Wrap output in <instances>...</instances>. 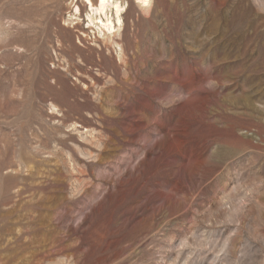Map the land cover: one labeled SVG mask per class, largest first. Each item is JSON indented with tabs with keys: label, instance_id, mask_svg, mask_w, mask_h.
Returning a JSON list of instances; mask_svg holds the SVG:
<instances>
[{
	"label": "rangeland",
	"instance_id": "374dc122",
	"mask_svg": "<svg viewBox=\"0 0 264 264\" xmlns=\"http://www.w3.org/2000/svg\"><path fill=\"white\" fill-rule=\"evenodd\" d=\"M75 1L0 0V264H264V0Z\"/></svg>",
	"mask_w": 264,
	"mask_h": 264
},
{
	"label": "bare ground",
	"instance_id": "6f19581e",
	"mask_svg": "<svg viewBox=\"0 0 264 264\" xmlns=\"http://www.w3.org/2000/svg\"><path fill=\"white\" fill-rule=\"evenodd\" d=\"M140 6L146 7L149 5L150 0H135ZM72 12L68 15V19L71 20V25L76 26L80 21L81 9L72 0ZM82 5L87 10L86 11V26L85 29H95L99 36H106L103 38L104 44H113L118 46V44L111 41V35L118 32L122 26L121 13L123 12L124 5L118 0H81ZM111 12V15L109 13ZM106 46V45H105ZM99 45L96 43L89 45V52L100 51ZM109 50V47H107Z\"/></svg>",
	"mask_w": 264,
	"mask_h": 264
},
{
	"label": "snow or ice",
	"instance_id": "6c2138e0",
	"mask_svg": "<svg viewBox=\"0 0 264 264\" xmlns=\"http://www.w3.org/2000/svg\"><path fill=\"white\" fill-rule=\"evenodd\" d=\"M102 2H104V0H102Z\"/></svg>",
	"mask_w": 264,
	"mask_h": 264
}]
</instances>
